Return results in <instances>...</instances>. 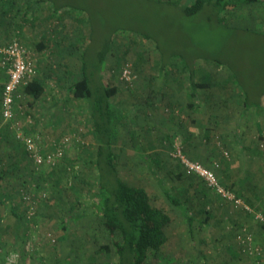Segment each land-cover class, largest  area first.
Returning a JSON list of instances; mask_svg holds the SVG:
<instances>
[{"label": "rangeland", "instance_id": "374dc122", "mask_svg": "<svg viewBox=\"0 0 264 264\" xmlns=\"http://www.w3.org/2000/svg\"><path fill=\"white\" fill-rule=\"evenodd\" d=\"M24 1L19 0V11L8 14L0 3V59L9 41L18 38L34 59V78L44 81L45 92L34 98L25 94L21 85L14 120L5 121L0 115V174L3 169L8 172L0 193L11 198L0 202V264H114V254L98 252L102 243L108 242L100 216L74 219L66 232L60 225L64 212L78 215L82 208L98 202L97 174L91 161L96 143L87 103L74 98L68 88L69 77L78 76L84 37L91 34L90 22L81 19L83 11H61L53 17L49 3L30 9ZM89 1V12L96 13L95 26L100 30L116 10H131L123 8L130 4L123 0ZM192 1L181 0L183 4ZM147 12L161 15L163 29L169 20H177L170 7L146 6L143 13ZM225 14L221 23L208 22L203 15L189 22L192 40L208 55L195 61L196 74L212 82L200 90L192 107L187 72L178 62L161 71L159 51L150 41L133 36L138 42L130 47L129 32L113 33L112 51L102 67L105 80L120 89L113 103L126 112L115 146L121 175L132 184L147 186L152 203L172 217L166 228L169 240L152 264H264V228L256 219L264 210L255 209L242 196L240 205L226 201L173 154L179 145L186 157L213 168L220 182L236 193L219 174L221 159H216L218 166H209L201 155L208 149L228 152L225 132L233 127L240 132L249 125L254 127V116L263 111L264 4L243 5ZM139 53L143 57L140 66ZM119 61L123 66L118 68ZM127 64L135 75L132 84L122 78ZM220 84L231 89L233 100ZM246 107L251 108L248 117L239 116ZM129 122L137 129L144 152L154 161L157 176L186 201L196 217L193 233L180 210L170 207L163 197L158 177L133 147L127 132ZM260 122L263 126L264 119ZM166 128L172 130L164 145ZM188 130L194 132L195 141L186 150L182 138ZM30 137L36 139L43 155L62 145L65 137L69 142L54 164L37 165L24 141ZM12 205L21 218L11 212Z\"/></svg>", "mask_w": 264, "mask_h": 264}, {"label": "trees", "instance_id": "16d2710c", "mask_svg": "<svg viewBox=\"0 0 264 264\" xmlns=\"http://www.w3.org/2000/svg\"><path fill=\"white\" fill-rule=\"evenodd\" d=\"M123 1L130 4L122 7L131 10L126 13L120 9L116 10L101 30L95 26L96 13L89 12L91 8L89 0H25L24 2L30 9L33 7L40 9L43 3H49L53 17H58L61 11L72 13L78 10L83 11L84 15L80 17L84 20L88 19L91 28V34L84 37L85 46L76 71L78 76L75 78L69 77L68 74L66 76L69 77L68 88L72 96L87 103L91 133L96 143V148L91 153V161L97 174L98 202L82 208L78 215L64 212L61 217V228L66 232L70 222L84 215L100 216L108 242L102 243L99 253L114 254L116 258L114 264H152L160 257L163 246L169 240L166 228L172 222V217L162 207L152 203L147 186L128 182L121 175L116 161L118 126L123 124L126 112L113 103L114 96L120 90L119 87L109 84L102 75V67L112 51V35L113 33L118 35L122 31L129 32L132 38L130 47L138 42L134 37L152 42L160 54L161 71L170 69L172 63H180L182 69L188 74L190 87L188 103L192 107L200 90L210 87L212 82L201 80L196 74L195 61L199 58L205 59L208 55L192 40L189 22L203 15L208 22L215 20L216 23H221L225 13L230 10L243 5H263L264 0H193L188 4H183L181 0ZM1 2L5 14L17 12L22 6L18 5L19 0H0ZM146 6L148 8L170 7L177 20H169L163 29L161 15L152 12L144 14L143 8ZM28 12L29 10L24 11L23 15L26 17ZM42 47L41 45L40 48ZM123 57L125 58L120 55L119 58ZM138 58L137 65L140 66V60L143 58L141 53L138 54ZM218 61L221 62L220 59ZM119 62L118 68L122 65L121 61ZM227 90L232 94L230 88ZM23 91L29 96L39 98L45 92V83L42 79L33 77L24 84ZM245 103H248L247 97ZM245 110L251 111V108L246 107ZM127 132L140 159L146 162L150 172L158 177L154 161L144 152L137 129L130 122L127 124ZM1 172L0 184L8 176L5 169ZM157 180L164 192L163 197L167 198L170 207L180 210L193 233L196 217L191 213L186 201L174 195L159 177ZM155 194L159 196L156 191ZM236 194L240 197L239 193L236 192ZM8 199H11L8 194L0 193L1 203ZM11 212L17 218H21L13 205ZM262 227L264 228V223ZM156 264L163 263L159 261Z\"/></svg>", "mask_w": 264, "mask_h": 264}, {"label": "crops", "instance_id": "0c3cea01", "mask_svg": "<svg viewBox=\"0 0 264 264\" xmlns=\"http://www.w3.org/2000/svg\"><path fill=\"white\" fill-rule=\"evenodd\" d=\"M0 71L1 85L6 81L7 75L3 68L0 69ZM20 87L17 91L16 98L21 94ZM227 94L228 98L233 100L234 95L230 94L229 90H227ZM250 113L251 111H241L239 116H244L245 118L248 117ZM254 117H257L254 127L249 125L245 128H242L241 132L238 128L233 127L231 132H225L224 140L226 145L224 148L228 152L225 153L223 150V153H221L218 149L212 151L208 149V151L201 155V158L203 163L206 165L208 164L209 166L213 165L214 162L217 161V158L221 159L222 167L218 169V171L219 174H221L223 181L237 189L238 192H236L241 194L240 196L244 197L246 203L253 205L255 209L264 210V147H262L264 144V125L261 126L260 122L262 119H264V105L263 111ZM240 120L242 119L240 118ZM240 120L238 119V121ZM243 121L245 122V120ZM171 130L172 128H166L165 132L162 134L165 136L164 145L168 141L167 136H170ZM206 135L208 137L209 133L206 132ZM161 138L162 137H160V139ZM182 139L185 142L184 147L186 150L192 148L193 141H195L194 132L192 130H188L186 133L184 132ZM146 140H151V137L149 136V139ZM191 155L192 154L190 153V156Z\"/></svg>", "mask_w": 264, "mask_h": 264}, {"label": "built area", "instance_id": "2783aa9c", "mask_svg": "<svg viewBox=\"0 0 264 264\" xmlns=\"http://www.w3.org/2000/svg\"><path fill=\"white\" fill-rule=\"evenodd\" d=\"M0 67L5 70L7 75L6 81L0 85L1 114L5 121H13L15 118V100L17 91L22 84L27 83L35 76V63L23 43L18 38H12L2 50ZM122 78L127 83L131 84L135 80V75L132 73L128 64L122 71ZM24 141L30 158L37 165H41L44 162L54 164L57 158L62 156L63 148L69 142V138L65 137L62 140V145L44 155L40 153L38 143L34 137L26 138ZM173 154L181 160L182 164L188 171L195 172L203 177L208 185L224 199L236 205L243 204V201L234 190L225 187L220 182L219 177L213 168L207 167L198 161L190 160L182 153L179 145H175V152ZM214 165L218 166V162H214ZM256 219L261 223H264V214L257 213ZM242 236L251 241L249 236L241 235L240 237ZM12 255L13 258L17 257L16 253Z\"/></svg>", "mask_w": 264, "mask_h": 264}]
</instances>
